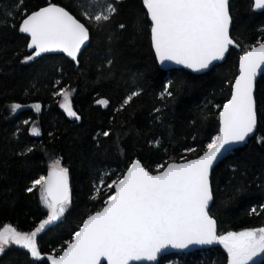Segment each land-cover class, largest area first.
Returning <instances> with one entry per match:
<instances>
[{
  "label": "trees",
  "instance_id": "16d2710c",
  "mask_svg": "<svg viewBox=\"0 0 264 264\" xmlns=\"http://www.w3.org/2000/svg\"><path fill=\"white\" fill-rule=\"evenodd\" d=\"M50 4L64 7L89 27L90 44L78 64L63 55L23 62L34 54L27 47L29 38L19 31L24 14ZM103 6L104 0H0V228L11 224L18 231L35 230L48 209L39 188L26 189L47 175L57 158L69 170L71 203L58 221L37 235L43 257L62 253L83 221L113 194L114 188L107 185L122 177L134 161L156 173L158 165L202 155L219 134L220 112L231 98L240 57L258 41L264 42V12L253 11V0H232L235 46L225 62L203 75L166 72L152 49L143 1L119 0L116 13L99 25L82 15L95 14ZM166 86L172 95L162 97ZM64 87L74 90L70 99L81 117L78 121L60 107L62 97L56 93ZM134 91L140 94L123 105ZM255 97V136L212 173L214 201L209 214L217 221L218 235L264 227V76L257 81ZM37 103L39 112L31 107ZM13 104L24 109L13 112ZM26 120L37 124L40 136L30 134ZM104 131L110 134L105 137ZM191 148L195 151H185ZM0 264H49V260H36L26 249L12 245L0 255ZM159 264L230 262L218 245L203 253L166 256ZM257 264H264V256Z\"/></svg>",
  "mask_w": 264,
  "mask_h": 264
},
{
  "label": "snow or ice",
  "instance_id": "6c2138e0",
  "mask_svg": "<svg viewBox=\"0 0 264 264\" xmlns=\"http://www.w3.org/2000/svg\"><path fill=\"white\" fill-rule=\"evenodd\" d=\"M116 3L119 0H104L101 10L95 14L85 11L82 15L89 23L94 21L99 25L116 13ZM143 3L152 22L151 38L161 64L171 62L194 72H204L214 62L222 61L229 46L235 43L229 35L232 22L229 0H143ZM254 8L264 10V0H254ZM24 16L19 31L30 35L27 47L35 50L24 59L25 63L49 52H63L76 60L81 47L89 40V27L56 4L31 14L25 12ZM257 44L240 57V74L233 85L231 99L220 113V132L207 143L203 154L187 162L158 165L156 174L139 160L134 161L122 177L107 185L115 191L103 201L104 207L83 221L60 255L47 257L51 264H101V261L133 264L156 261L168 248L185 250L191 245L213 244L223 246L230 264H250L264 255V227L217 235L216 220L208 212L213 199L210 182L213 165L233 145L245 143L257 129L253 92L258 74L264 72V42ZM73 91L64 87L56 95L62 97L60 107L78 121L81 117L73 110L70 99ZM139 94V91L129 94L123 105ZM164 94L172 95L167 86L162 97ZM98 103L107 106L108 102ZM21 107L11 105L13 112ZM31 107L39 112L41 105ZM24 123L31 125V135H41L35 122ZM109 134L103 132L105 137ZM68 171L57 158L50 163L47 175L31 182L26 191L39 188L48 216L32 231H18L11 224L0 228V254L7 246L17 245L26 249L32 258L44 259L37 235L63 216L71 203Z\"/></svg>",
  "mask_w": 264,
  "mask_h": 264
},
{
  "label": "water",
  "instance_id": "95a60500",
  "mask_svg": "<svg viewBox=\"0 0 264 264\" xmlns=\"http://www.w3.org/2000/svg\"><path fill=\"white\" fill-rule=\"evenodd\" d=\"M142 1H143V0H142ZM231 1H232V0H229V13H230V3H231ZM143 5H144V3H143ZM46 7H47V6H46ZM144 8H145V10H146V12H147V14H148V11H147V8L145 7V5H144ZM253 11H254L255 13H263V12H264V10H257V9L254 8V0H253ZM230 16H231V15H230ZM148 18H149V21H150L151 26H152V22H151V20H150L149 14H148ZM231 18H232V17H231ZM231 29H232V22H231V25H230V28H229V35H230V38H231ZM22 34L25 35L27 38H29V43H30V40H31L30 35L25 34V33H22ZM231 39H232V38H231ZM232 40H233V39H232ZM233 41H234V40H233ZM89 44H90V31H89V40L86 41L85 44L81 47L80 52L77 54V58H76V60H73L71 57H69L66 53H63V52H49V53H43V54H41L39 57H36V58H40V57L47 56V55H63V56H65L68 60L74 62L75 64H78V60H79L81 54H82V53L84 52V50L89 46ZM151 44H152V49H153L154 55H155V57H156V60H157L158 66H159V68H160L161 70L166 71V72H169V71H172V70H184V71H187V72H189V73H191V74H193V75H203V74H206V73H208L212 68H214L215 66L220 65V64H223V63L225 62V60L227 59V56H228V54H229L230 49H231L232 47L235 46V43H234V45H230V46H229V49H228V51L225 53V57H224V59H223L222 61H216V62H214L213 65L210 66V68H209L208 70H205L204 72H199V73H198V72H194V71H192L191 69H188V68H186V67H184V66H182V65H176V64L171 63V62H165L164 64H161V63L159 62V59H158L156 53H155L154 46H153V42H152V38H151ZM29 51L32 52V53H34L35 50H34V49H29ZM239 65H240V60H239ZM239 74H240V72H239V68H238V75H237V77L239 76ZM262 76H264V72H261L260 74H258V76H257V78H256V81H255L254 92H253L255 102H256V97H255V94H256V84H257V81H258ZM237 77H236V78H237ZM235 80H236V79H235ZM234 83H235V81H234ZM234 83H233V85H234ZM232 93H233V86H232ZM231 96H232V94H231ZM230 99H231V98H230ZM222 110H223V108H222ZM222 110H221V111H222ZM256 112H257V102H256ZM220 113H221V112H220ZM221 126H222V125H221V119H220V129H221ZM257 126H258V118H257ZM256 131H257V129H256ZM256 131H255L251 136H249V137L247 138V140H246L245 143H243V144H239V145H233L232 148H231V150L228 151V152H225L224 155L220 158V160H219L217 163H215V164L213 165V168L211 169V172H210V182H211L212 173H213L214 169L218 166V164H219L222 160H224L227 156H229L231 153H233V152H235V151H237V150L243 149V148L248 144L249 140H251V139L255 136ZM219 132H220V130H219ZM141 164H142V163H141ZM142 166H143V165H142ZM162 171H163V170H162ZM153 174H156V173H153ZM69 186H70V183H69ZM70 189H71V187H70ZM211 189H212V185H211ZM114 191H115V189H114ZM212 197H213V191H212ZM213 201H214V197H213L212 201H210V203H209L208 212H209L210 209H211V206H212V204H213ZM209 215H210V214H209ZM216 228H217V235H218V224H217V221H216ZM218 245H220V244H213V245H210V246H208V245H205V246H201V245H191L188 249H185V250H179V249L168 248L167 250H165L164 252H162V253L158 256V258H157L156 261L133 262V264H159L160 260H161L162 258L166 257V256H170V255H174V254H192V253H196V252H200V251L211 250V249H214L215 247H217ZM47 257H48V256H45L44 258H47ZM49 264H51V261H50V260H49ZM101 264H105V262H104V261H101Z\"/></svg>",
  "mask_w": 264,
  "mask_h": 264
},
{
  "label": "rangeland",
  "instance_id": "374dc122",
  "mask_svg": "<svg viewBox=\"0 0 264 264\" xmlns=\"http://www.w3.org/2000/svg\"><path fill=\"white\" fill-rule=\"evenodd\" d=\"M20 109H24V107H21ZM20 109H19V110H20ZM62 109H63V108H62ZM63 110H64V109H63ZM64 111H65V110H64ZM67 208H68V207H67ZM66 210H67V209H66ZM59 219H60V218H59ZM59 219H58V220H59ZM58 220H57V221H58ZM55 222H56V221H55ZM11 246H12V245H11ZM16 246H17V245H16ZM8 247H9V246H7L6 248H8ZM6 248H5V249H6ZM0 255H1V254H0ZM263 256H264V255H262V256L256 258L254 261L250 262V264H257V263H259L260 260L263 258Z\"/></svg>",
  "mask_w": 264,
  "mask_h": 264
},
{
  "label": "built area",
  "instance_id": "2783aa9c",
  "mask_svg": "<svg viewBox=\"0 0 264 264\" xmlns=\"http://www.w3.org/2000/svg\"><path fill=\"white\" fill-rule=\"evenodd\" d=\"M205 251H208V250H205ZM205 251H200L201 253H203V252H205ZM179 262V260L177 259L176 260V263H178Z\"/></svg>",
  "mask_w": 264,
  "mask_h": 264
}]
</instances>
